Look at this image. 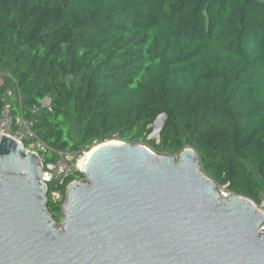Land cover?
<instances>
[{"label":"trees","instance_id":"16d2710c","mask_svg":"<svg viewBox=\"0 0 264 264\" xmlns=\"http://www.w3.org/2000/svg\"><path fill=\"white\" fill-rule=\"evenodd\" d=\"M0 71L47 161L113 138L172 157L191 147L217 185L264 203V0H0ZM45 99L51 112L32 114ZM82 179L49 194L58 223Z\"/></svg>","mask_w":264,"mask_h":264},{"label":"water","instance_id":"95a60500","mask_svg":"<svg viewBox=\"0 0 264 264\" xmlns=\"http://www.w3.org/2000/svg\"><path fill=\"white\" fill-rule=\"evenodd\" d=\"M120 142L91 151L58 223L40 157L2 136L0 264H264V212L222 198L193 148L176 159Z\"/></svg>","mask_w":264,"mask_h":264},{"label":"built area","instance_id":"2783aa9c","mask_svg":"<svg viewBox=\"0 0 264 264\" xmlns=\"http://www.w3.org/2000/svg\"><path fill=\"white\" fill-rule=\"evenodd\" d=\"M0 87L4 88V95L2 97V109L0 111V139L3 137H9L17 143L23 145L27 152L38 155L41 159L42 165V184L48 189L53 186L52 191H49L54 201H62L63 195L58 189V185H62L65 181V177L69 175L73 170L80 171L79 167L80 159L92 151L98 143H94L89 147V151H83L80 153L75 150H68L58 153V157L54 161H47L43 154L50 151V148L44 141L39 139L38 135L34 131L36 122L27 119L21 109V114L15 119L13 115V106L18 103L22 106L23 95L19 88L17 80L8 72L0 71ZM51 100L45 99L42 107L34 109L32 114H37L43 109H50ZM80 169V170H78ZM221 197L228 199L232 194L227 190V186L222 187L220 191ZM256 207L264 212V203L262 205H256ZM260 234L264 235V223L260 228Z\"/></svg>","mask_w":264,"mask_h":264},{"label":"rangeland","instance_id":"374dc122","mask_svg":"<svg viewBox=\"0 0 264 264\" xmlns=\"http://www.w3.org/2000/svg\"><path fill=\"white\" fill-rule=\"evenodd\" d=\"M156 125H155V127H154V124H153V126H152V128H151V132H150V134H149V136H148V139L149 140H155V141H157V142H159L160 141V138L159 137H157V136H155L154 135V131L156 130V128L160 125L161 126V122L160 121H158L157 123H155ZM158 124V125H157ZM162 131V130H161ZM161 131H160V134H161ZM160 134H159V136H160ZM108 142H117L118 144L119 143H121L120 142V140H118V139H116V138H113V139H108V140H106V141H104V142H102V143H98L97 145H95V147L96 146H100V145H102V144H104V143H108ZM140 144V143H139ZM143 145V144H142ZM145 146V145H144ZM148 149H150L151 151H153L150 147H148V146H146ZM94 148V147H93ZM92 148V149H93ZM91 149V150H92ZM154 152V151H153ZM154 153H156V152H154ZM156 154H158V155H162V154H160V153H156ZM175 158L176 159H178V156H175ZM78 170H80V169H78ZM81 171V170H80ZM218 186H220L221 188L222 187H224V186H222V185H218ZM247 198V197H246Z\"/></svg>","mask_w":264,"mask_h":264},{"label":"bare ground","instance_id":"6f19581e","mask_svg":"<svg viewBox=\"0 0 264 264\" xmlns=\"http://www.w3.org/2000/svg\"><path fill=\"white\" fill-rule=\"evenodd\" d=\"M157 121V120H156ZM108 143H113V144H117L118 145V143L117 142H108ZM119 144H121V143H119ZM95 148V147H94ZM93 148V149H94ZM92 149V150H93ZM91 151H89V152H87V154L85 155V156H83L81 159H80V161H79V167L82 169L83 167H84V165H85V163L87 162V160L89 159V157H90V155H91Z\"/></svg>","mask_w":264,"mask_h":264}]
</instances>
